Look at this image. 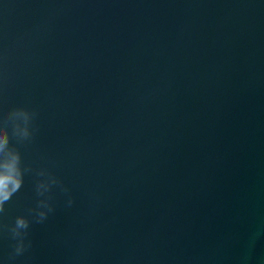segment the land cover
Listing matches in <instances>:
<instances>
[{
	"label": "water",
	"instance_id": "95a60500",
	"mask_svg": "<svg viewBox=\"0 0 264 264\" xmlns=\"http://www.w3.org/2000/svg\"><path fill=\"white\" fill-rule=\"evenodd\" d=\"M0 126V264H264V0H0Z\"/></svg>",
	"mask_w": 264,
	"mask_h": 264
},
{
	"label": "clouds",
	"instance_id": "9594fccd",
	"mask_svg": "<svg viewBox=\"0 0 264 264\" xmlns=\"http://www.w3.org/2000/svg\"><path fill=\"white\" fill-rule=\"evenodd\" d=\"M0 131L7 132V137L0 140V213H4L6 203L10 201L23 186L25 169L22 167L20 152L15 148L10 147L11 137L7 127L0 126ZM13 133L17 136L14 128ZM30 135L31 134L26 131L22 137H17L20 139H27ZM51 183H56V180L53 179ZM49 187L50 184L42 182L38 185V191L40 194H43V192L47 191ZM41 205L47 207L45 201H41ZM38 215L42 221L46 218L47 212L40 211ZM29 225L30 221L28 218L19 216L16 218L15 226L10 230L13 238L18 241L15 246V253L17 255L22 254L26 249L24 241L26 233L21 230L28 229Z\"/></svg>",
	"mask_w": 264,
	"mask_h": 264
}]
</instances>
